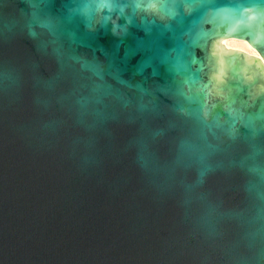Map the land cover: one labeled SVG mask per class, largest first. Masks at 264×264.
Returning <instances> with one entry per match:
<instances>
[{
    "label": "water",
    "instance_id": "obj_1",
    "mask_svg": "<svg viewBox=\"0 0 264 264\" xmlns=\"http://www.w3.org/2000/svg\"><path fill=\"white\" fill-rule=\"evenodd\" d=\"M113 2L0 0V264H264V17Z\"/></svg>",
    "mask_w": 264,
    "mask_h": 264
},
{
    "label": "clouds",
    "instance_id": "obj_2",
    "mask_svg": "<svg viewBox=\"0 0 264 264\" xmlns=\"http://www.w3.org/2000/svg\"><path fill=\"white\" fill-rule=\"evenodd\" d=\"M169 5L167 14L162 11V5ZM118 5L113 0H99L97 7L100 10L106 9L109 13L115 10ZM123 10V6H120ZM135 7L148 13H154L157 15H174V9L169 4V0H135ZM234 9L230 6H223L215 11V15L226 19ZM242 14L247 16L249 22L256 21L261 17H264V0H249V5L243 7ZM118 18V17H117ZM108 19H111L109 16ZM238 23H243L239 21ZM251 47V45H249ZM229 50L222 47L218 42L211 51V55L217 59V71H214L210 77L212 82L211 92H214L216 96L223 98L224 91L223 86L232 77L229 75V71L226 68L224 57L228 54ZM249 66L242 70V77L247 82H254L257 78L261 80V83L255 84L254 88L250 90L255 93L256 97L264 95V57H258L255 60L248 62ZM254 65V67H253ZM251 68V70H250Z\"/></svg>",
    "mask_w": 264,
    "mask_h": 264
}]
</instances>
